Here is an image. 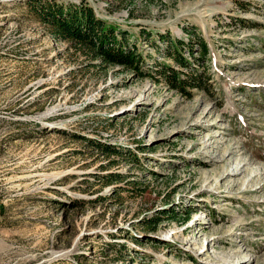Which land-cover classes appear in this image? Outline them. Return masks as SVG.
<instances>
[{
  "label": "rangeland",
  "instance_id": "374dc122",
  "mask_svg": "<svg viewBox=\"0 0 264 264\" xmlns=\"http://www.w3.org/2000/svg\"><path fill=\"white\" fill-rule=\"evenodd\" d=\"M36 1L87 5L154 77ZM199 36L215 91L187 97L156 62ZM0 264H264V0H0Z\"/></svg>",
  "mask_w": 264,
  "mask_h": 264
},
{
  "label": "trees",
  "instance_id": "16d2710c",
  "mask_svg": "<svg viewBox=\"0 0 264 264\" xmlns=\"http://www.w3.org/2000/svg\"><path fill=\"white\" fill-rule=\"evenodd\" d=\"M30 6L38 13L39 21L50 27L58 40L70 41L74 45L75 52L99 58L107 65H120L137 71L142 77H154L152 72L144 71L147 56L137 50L136 44L130 46L126 34H118L115 28L107 26L87 5L64 6L55 2L45 4L36 1ZM196 51L199 55H196ZM186 52L190 58L185 55ZM165 57L172 59L174 64L166 60L156 62L160 68L155 70L169 89L187 97L192 96L194 90L206 93L215 91L210 71V51L204 38L197 37L191 45H187L184 40L170 38L166 44ZM149 58L151 56L148 55ZM104 148L108 155L116 154L114 150Z\"/></svg>",
  "mask_w": 264,
  "mask_h": 264
}]
</instances>
